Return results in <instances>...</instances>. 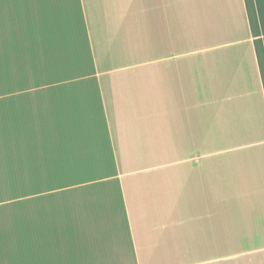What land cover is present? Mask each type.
<instances>
[{
    "label": "crops",
    "instance_id": "1",
    "mask_svg": "<svg viewBox=\"0 0 264 264\" xmlns=\"http://www.w3.org/2000/svg\"><path fill=\"white\" fill-rule=\"evenodd\" d=\"M254 40L245 0H0V264H264Z\"/></svg>",
    "mask_w": 264,
    "mask_h": 264
},
{
    "label": "trees",
    "instance_id": "2",
    "mask_svg": "<svg viewBox=\"0 0 264 264\" xmlns=\"http://www.w3.org/2000/svg\"><path fill=\"white\" fill-rule=\"evenodd\" d=\"M246 2V8L249 16L250 26L253 33V36L255 37L254 43H255V49L257 53L259 68L261 72V78L263 82L264 87V46L263 41L261 38V31L259 27V20L255 8V2L254 0H245Z\"/></svg>",
    "mask_w": 264,
    "mask_h": 264
}]
</instances>
